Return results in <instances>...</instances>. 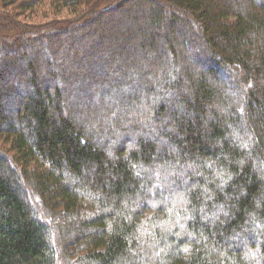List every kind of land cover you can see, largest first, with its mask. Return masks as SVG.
I'll use <instances>...</instances> for the list:
<instances>
[{"label": "trees", "instance_id": "trees-1", "mask_svg": "<svg viewBox=\"0 0 264 264\" xmlns=\"http://www.w3.org/2000/svg\"><path fill=\"white\" fill-rule=\"evenodd\" d=\"M0 264H264V0H0Z\"/></svg>", "mask_w": 264, "mask_h": 264}, {"label": "rangeland", "instance_id": "rangeland-1", "mask_svg": "<svg viewBox=\"0 0 264 264\" xmlns=\"http://www.w3.org/2000/svg\"><path fill=\"white\" fill-rule=\"evenodd\" d=\"M11 116V115H10ZM14 121V120H13ZM15 122V121H14ZM77 232H75V233H72V235H71V237H75V235H77L76 234Z\"/></svg>", "mask_w": 264, "mask_h": 264}]
</instances>
